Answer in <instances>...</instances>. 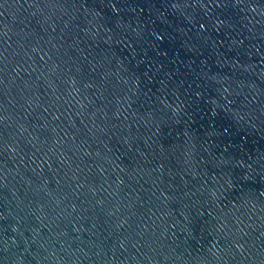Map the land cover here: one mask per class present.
I'll use <instances>...</instances> for the list:
<instances>
[{"label":"water","instance_id":"95a60500","mask_svg":"<svg viewBox=\"0 0 264 264\" xmlns=\"http://www.w3.org/2000/svg\"><path fill=\"white\" fill-rule=\"evenodd\" d=\"M0 264H264V0H0Z\"/></svg>","mask_w":264,"mask_h":264}]
</instances>
